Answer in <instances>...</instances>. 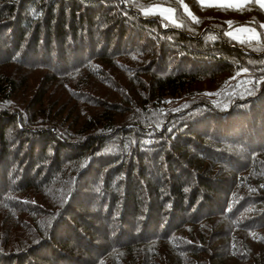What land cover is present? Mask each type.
Wrapping results in <instances>:
<instances>
[{"label": "trees", "instance_id": "obj_1", "mask_svg": "<svg viewBox=\"0 0 264 264\" xmlns=\"http://www.w3.org/2000/svg\"><path fill=\"white\" fill-rule=\"evenodd\" d=\"M182 3L0 0V264H264V9Z\"/></svg>", "mask_w": 264, "mask_h": 264}, {"label": "snow or ice", "instance_id": "obj_2", "mask_svg": "<svg viewBox=\"0 0 264 264\" xmlns=\"http://www.w3.org/2000/svg\"><path fill=\"white\" fill-rule=\"evenodd\" d=\"M181 3L184 12L188 15V17L193 21V23H199V19L190 11L187 5H184L182 3V0H179ZM197 2L200 4L201 8L205 7H218L221 9H228L231 8L233 10H243L244 6L247 3L254 2L257 5H259L262 9H264V0H197ZM141 10L144 15H160L164 19H167L170 23L174 24L177 27H182L183 25L177 23L175 19V10L167 7H161L159 5L157 6H151V7H143L140 6ZM226 23L229 24L231 27L232 22L227 21ZM261 27H264V25H261ZM243 34H247L246 39ZM225 35L229 36L232 39L238 40L241 43L245 42H251L253 40L259 42L261 38V34L256 32L255 29L243 27L236 29L234 32L229 31L226 32ZM247 71V69H245Z\"/></svg>", "mask_w": 264, "mask_h": 264}, {"label": "rangeland", "instance_id": "obj_3", "mask_svg": "<svg viewBox=\"0 0 264 264\" xmlns=\"http://www.w3.org/2000/svg\"><path fill=\"white\" fill-rule=\"evenodd\" d=\"M248 4V3H247ZM246 4V5H247ZM245 5V6H246ZM244 6V7H245ZM160 16V15H159ZM162 17V16H161ZM163 18V17H162ZM164 19V18H163ZM165 20H167V19H165ZM168 21V20H167ZM162 26L164 27L165 25L162 23ZM243 27H245V26H240V27H236V28H232V29H230L229 31H235L236 29H239V28H243ZM247 28H249V27H247ZM164 29H165V27H164ZM252 29V28H251ZM229 31H227V32H229ZM256 31V30H255ZM257 32V31H256ZM244 36H245V39H246V36H247V34H243ZM229 37V36H228ZM233 40H235V39H233ZM235 41H238V40H235ZM8 69H10V72H13V68L12 67H9ZM59 193V191H52L50 194H46L45 195V198H38L40 201H41V203H38V204H40V206H41V208H39L37 205H36V208H39V209H42V210H44V211H48L49 210V208H51L55 203H56V201L58 200V199H60V198H57L56 199V195ZM54 198L56 199V200H54ZM62 198V197H61ZM54 203V204H53ZM49 207V208H48ZM35 209V208H34ZM3 216H4V214H3V212H1L0 211V219H2L3 218ZM0 234H1V232H0ZM15 236L17 237V238H20L21 240H23V239H25V232H23L22 231V229H19V230H17L16 229V231H15Z\"/></svg>", "mask_w": 264, "mask_h": 264}]
</instances>
